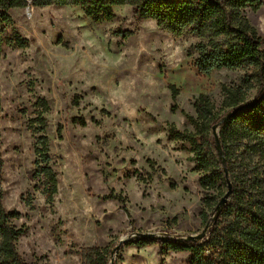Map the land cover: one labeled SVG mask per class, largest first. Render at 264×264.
<instances>
[{
    "label": "rangeland",
    "instance_id": "1",
    "mask_svg": "<svg viewBox=\"0 0 264 264\" xmlns=\"http://www.w3.org/2000/svg\"><path fill=\"white\" fill-rule=\"evenodd\" d=\"M243 13L263 39L264 0ZM9 14L3 37L17 33L28 43L24 49L4 43L0 59L3 205L19 214L10 224L22 231L16 247L23 260L84 264L82 251L100 247L110 264L112 250L133 234L200 233L203 215H214L228 188H202L198 149L176 140L171 127L194 132L191 117L202 94L225 114L223 87L240 84L250 68L199 74L196 56L188 55L199 40L139 19L131 6L113 8L109 20L74 6L30 5ZM255 95L252 89L249 98ZM39 98L49 105L45 134L59 181L52 203L32 178L40 135L29 123ZM233 217L231 209L220 221ZM133 241L119 249L114 264H187L190 257Z\"/></svg>",
    "mask_w": 264,
    "mask_h": 264
},
{
    "label": "trees",
    "instance_id": "2",
    "mask_svg": "<svg viewBox=\"0 0 264 264\" xmlns=\"http://www.w3.org/2000/svg\"><path fill=\"white\" fill-rule=\"evenodd\" d=\"M262 4L263 0H0V59L4 43L22 49L28 46L17 33L8 39L3 37L4 28L12 24L9 12L13 9L30 5L74 6L83 8L89 17L109 20L113 17V8L131 6L135 17L155 21L175 37L198 39L188 55L196 56L194 66L199 74L208 76L215 70L249 67L250 72L240 84L223 87L225 114L221 115L210 97L202 94L194 103L196 116L191 117L194 132H181L171 127L176 140H186L198 149L195 160L205 173L202 188L214 190L220 183L228 188L212 128L229 111L264 96V51L261 50L264 38L257 36L243 13L247 7L257 8ZM171 89L175 99L178 90L174 85ZM252 89H256V95L250 99ZM35 108L36 117L30 121L29 130L40 136L32 178L42 182V194L48 203H52L59 181L50 165L49 139L45 134L47 121L44 115L49 111V105L39 98ZM2 112L0 97V122ZM219 137L233 186V203L227 204L208 238L202 242L142 239L132 244L156 243L166 246L167 250L189 251L187 264H264V98L232 117L220 129ZM1 139L0 125V264H27L16 247L22 231L10 224L19 214L7 212L3 205ZM207 200L210 204L212 199ZM231 209L234 210L233 220L223 225L220 219ZM210 219L203 215L205 224ZM108 255V250L100 247L81 253L84 264H109Z\"/></svg>",
    "mask_w": 264,
    "mask_h": 264
},
{
    "label": "water",
    "instance_id": "3",
    "mask_svg": "<svg viewBox=\"0 0 264 264\" xmlns=\"http://www.w3.org/2000/svg\"><path fill=\"white\" fill-rule=\"evenodd\" d=\"M262 98H264V96H262L259 100H261ZM258 100V101H259ZM258 101L252 100L251 102L241 105L237 108H235L232 111H229L224 117H222V119L219 121L218 124H216L213 128H212V135L214 137L215 140V149L216 152L218 153V156L220 158V160L222 161V165H223V170H224V174L228 183V190L225 193V195L220 199L219 203L217 204L216 208H215V212L214 215L211 217L210 221L206 224V226L204 227V229L196 234V235H189L186 237H171V236H167V235H160V234H156V233H137V234H133L129 237L126 238H122L119 241V244L112 250L111 255H112V260L110 264H114V256L116 255V253L119 251V249L125 245L126 243L133 241V240H142V239H156V240H177V241H185V242H202L204 240H206L208 238V236L210 235L211 229L214 227V225L216 224V222L218 221L219 217L221 216L222 212L224 211L225 207L227 206V204L229 203L232 194H233V186L232 183L230 181V176H229V172L227 169V164H226V160H225V156H224V152L222 149V145L220 142V137H219V132L220 129L235 115L251 108L253 105H255Z\"/></svg>",
    "mask_w": 264,
    "mask_h": 264
}]
</instances>
